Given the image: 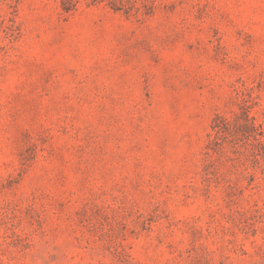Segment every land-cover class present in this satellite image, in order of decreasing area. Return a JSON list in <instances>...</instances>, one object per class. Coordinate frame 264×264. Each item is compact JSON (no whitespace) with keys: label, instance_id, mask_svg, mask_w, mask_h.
<instances>
[{"label":"rangeland","instance_id":"1","mask_svg":"<svg viewBox=\"0 0 264 264\" xmlns=\"http://www.w3.org/2000/svg\"><path fill=\"white\" fill-rule=\"evenodd\" d=\"M260 132L264 0H0V264H264Z\"/></svg>","mask_w":264,"mask_h":264},{"label":"trees","instance_id":"2","mask_svg":"<svg viewBox=\"0 0 264 264\" xmlns=\"http://www.w3.org/2000/svg\"><path fill=\"white\" fill-rule=\"evenodd\" d=\"M255 119L256 118L250 116L249 110H246V113H245V122L246 123L243 127V132L245 135L250 133L249 131H252V132L258 131V128L263 129V123L260 124L259 126H257L255 124ZM233 127H234L233 121L231 119H228V118L223 117V116H217L215 118L213 125H212V128H213V130L216 131V134H220V133L231 134ZM260 133L263 134L264 132H260ZM258 143L264 144V141H258ZM213 150H215V148Z\"/></svg>","mask_w":264,"mask_h":264}]
</instances>
